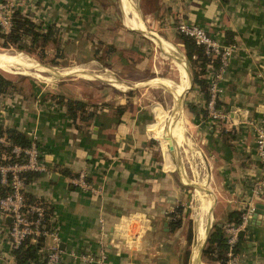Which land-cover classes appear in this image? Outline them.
Wrapping results in <instances>:
<instances>
[{
  "label": "crops",
  "instance_id": "crops-1",
  "mask_svg": "<svg viewBox=\"0 0 264 264\" xmlns=\"http://www.w3.org/2000/svg\"><path fill=\"white\" fill-rule=\"evenodd\" d=\"M121 3L129 9L124 0ZM158 3L164 8L161 20H164L167 37H175L170 27L172 17H181L204 26L219 41L237 46L220 81L218 103L228 110V121L213 123L204 130L201 118L188 111L193 132L202 131L205 163L209 168L206 183L210 187L203 189L209 207L205 213L207 220L200 228L205 232V239L213 223L223 226L231 222L227 220L230 211L241 213L248 204L253 208L259 204V212H251L240 236L239 264H264V187L257 194L250 191L252 182L259 175L253 124L264 121V0H158ZM138 18L143 22L137 9L136 28L132 29L146 32L156 39L152 32L137 26ZM166 41L155 40L165 44L174 56L178 82L163 81L171 85L177 95L181 86L179 72L181 69L186 72L184 58L175 45ZM100 74L118 81L102 72ZM187 83L189 85V76ZM201 93L194 85L188 101L201 107ZM3 99L0 100V123L16 128L28 139L32 138V132L36 133L42 158L51 165L48 173H36L27 180L25 192L44 201L49 208L51 223L57 230L63 250L58 264H83L71 259L67 252L97 254L100 248L106 254L102 264H184L185 211H176L175 207L183 205L187 187L183 178L189 179L183 177L184 163L178 151L181 146H175L180 161L176 157L173 161L171 157V144L176 145L178 133L185 135L182 113L177 121L173 119L181 111V100L173 107L175 112L171 109L166 117L164 134L165 130L168 131L170 142H165V148L169 154L166 155L160 144L162 158H158L157 148L151 143L158 137L161 125L156 110L153 111L156 120L148 124L147 129H143V113L136 110L122 130L117 123L111 122L114 111L105 107L89 120L90 129L87 131L86 127L75 125L79 119L73 122L65 107L54 102L53 98ZM102 123H109L114 130L119 129L120 135L113 136L114 130L108 131L103 136L107 143L97 147L88 141L87 135L96 137ZM221 126L234 134L226 142L220 139ZM157 139L160 143V138ZM179 164L182 167H178ZM81 167L86 169L87 179L101 187L97 194L84 192L69 182ZM203 200L201 194V212L206 210ZM176 218L179 224L170 230L168 222ZM8 223L9 219L0 213V264H14L6 232ZM196 227L195 224L197 234L189 264H203L199 251L204 239L200 244L197 238L201 234ZM48 243L49 237H46L37 250L38 260L44 255Z\"/></svg>",
  "mask_w": 264,
  "mask_h": 264
},
{
  "label": "rangeland",
  "instance_id": "rangeland-1",
  "mask_svg": "<svg viewBox=\"0 0 264 264\" xmlns=\"http://www.w3.org/2000/svg\"><path fill=\"white\" fill-rule=\"evenodd\" d=\"M9 1L13 4L15 10L25 13L35 22L48 24L53 22L56 27L54 36L59 42V53L56 56L55 44L47 42L40 46L32 47L31 51H25L13 46H0V51L14 52L17 51L24 59H30L44 67L56 68H79L89 69V72L103 73L112 78L126 83L128 88H118L95 76L72 70L56 76L53 79H45L31 75L28 70L17 73L0 71L6 78L10 79L14 87L8 92L0 94V100L3 98H20L30 100L31 98H54L53 95H63L64 97L77 98L94 106L106 105L111 107L114 101L121 98H130L134 101L135 111L143 113V129L147 125L154 123V110L158 113L160 129L158 137L151 140L159 153L158 158H162L161 146L165 148L166 143L170 142L168 131L164 134L166 117L169 107L171 106V97L168 92L159 86H154L148 82L153 79L172 80L178 82L175 67L176 64L172 59L174 56L163 43H156L155 38L150 34H145L136 29L129 28L124 23V16L129 11L128 7L123 6L121 0H2ZM138 12L141 16L138 18L137 26L145 31L152 32L156 39L160 38L176 48L182 53L186 72L189 73V85L185 89L181 99V113L184 120L185 135L191 144V149L185 143L178 148L180 158L184 163L185 177L191 180L202 182L201 187H206L209 168L205 163V152L203 150L202 131H194L190 121V114L186 103L191 96L189 92L193 89L194 84L191 82V70L189 63L184 55L182 46L176 36L173 25L170 24L175 33L174 38L167 37L164 29L163 17L164 10H155L154 0H134ZM137 2V3H136ZM7 8V7H6ZM5 12V10H4ZM8 13L11 10L8 9ZM167 13V12H166ZM168 25V24H165ZM166 39V40H165ZM1 41V39H0ZM24 45L29 42L26 38L22 40ZM112 45L114 50H109L108 46ZM42 55L40 56V48ZM176 53H178L176 51ZM175 53V54H176ZM42 76H51V71L38 72ZM151 80V81H150ZM147 83V84H146ZM136 85V86H135ZM129 86L131 88H129ZM82 98V99H81ZM55 102V101H54ZM100 111L97 113L99 114ZM167 113V114H166ZM96 114V115H97ZM203 129L213 123L205 115L200 117ZM76 124L88 131L90 128L81 120ZM196 128V127H195ZM147 131V130H146ZM148 132V131H147ZM88 133V132H87ZM150 135V133L148 132ZM164 134V137H163ZM88 134L87 136H89ZM31 137L36 139V133L32 132ZM164 138V140H163ZM37 141V140H36ZM38 142V141H37ZM166 142V143H165ZM39 144V142H38ZM161 144V146H160ZM40 151L42 153V148ZM166 155L168 149L165 148ZM164 150V151H165ZM173 161L175 154L171 153ZM177 170V169H176ZM175 170V175L177 172ZM179 176V175H178ZM187 184V185H186ZM185 197L181 209L185 211L184 232L186 235V249L184 264H189L191 260L192 244L196 240L195 224L198 213L202 217V224L207 220L205 212H201L197 207L198 200L195 192V185L192 182L186 183ZM210 185L208 184L209 188ZM208 232V231H207ZM207 235V233H206ZM206 238V237H205ZM205 244V239L200 247L199 256L203 264H219L212 262L201 255V250Z\"/></svg>",
  "mask_w": 264,
  "mask_h": 264
},
{
  "label": "built area",
  "instance_id": "built-area-1",
  "mask_svg": "<svg viewBox=\"0 0 264 264\" xmlns=\"http://www.w3.org/2000/svg\"><path fill=\"white\" fill-rule=\"evenodd\" d=\"M8 9L11 10V13H8ZM13 10L15 9L11 2L0 0L2 32L9 30ZM173 27L177 33L186 35L192 38L196 44L201 45L203 54L209 58L204 74L207 96L203 97L202 95L201 107L205 110L207 119L212 123L227 122L229 119L228 110L218 103L221 91L220 81L237 46L219 41L204 26L192 20L178 17ZM213 60H216L217 63L213 64ZM253 134L259 175L252 182L250 191L252 194H257L264 187V121L253 124ZM0 143L9 148L7 157H10L9 160L0 161V185L6 188L5 193L0 195V213L9 217L6 232L10 247L11 249L16 248L25 239L36 242L39 237H42V240L49 237V243L40 261L42 264H58L63 250L59 245L57 230L51 223L48 206L42 200L30 201L26 200L24 196L27 183L24 173H48L51 165L42 158L36 139L30 138L27 145H20L12 143L4 134H1ZM69 182L76 188L92 194H97L101 188L98 184L87 179V172L83 167L69 178ZM253 209V205L248 204L240 213L238 222H227L222 226L227 250L225 261L219 264H239L241 253L234 250V245L237 242L238 232L244 229ZM67 254L71 259L78 260L83 264H102L106 256L103 248H100L97 254H85L75 250H70Z\"/></svg>",
  "mask_w": 264,
  "mask_h": 264
},
{
  "label": "trees",
  "instance_id": "trees-1",
  "mask_svg": "<svg viewBox=\"0 0 264 264\" xmlns=\"http://www.w3.org/2000/svg\"><path fill=\"white\" fill-rule=\"evenodd\" d=\"M155 9L163 10V6L158 3V0H154ZM177 21V18L172 17L171 23L174 24ZM56 31L55 24L50 22L48 24L42 22H35L31 17L27 16L25 13H21L19 10H13L11 14L10 27L7 32H2L0 25V46L7 47L13 46L18 49H23L25 51H31L32 47L36 45H44L47 42H52L55 44L54 54L57 56L59 53V42L58 39L54 36ZM179 39V43L182 46L184 55L189 63L191 70V82L196 85L199 90L202 92L203 97L207 96L206 93V80H205V69L206 65L209 62V58L203 54V49L201 45L196 44L192 38L177 33L176 35ZM26 38L28 44L24 45L22 40ZM109 50H114L112 45L108 46ZM42 47L40 48V56L42 55ZM194 55V57H192ZM213 64H216L217 61L213 60ZM14 87V84L10 79L6 78L0 73V94L8 92ZM55 102L62 104L65 107V112L71 118L73 122L79 119L84 122L86 125H89V120L96 115L102 108L106 105L94 106L86 104V102L79 100L77 98L64 97L63 95H53ZM114 115L111 118L112 123H117L122 127V130H125V126L129 124L130 118L132 117L133 112L135 111L134 101L130 98H121L114 101L112 105ZM186 107L188 111L198 115L199 117H204L206 115L205 110L202 107H196L192 102H187ZM76 125V123H75ZM114 130L110 128L109 123H102L101 129L98 130L96 137L91 138L88 136V141L95 144L99 147L101 143H107V140L103 138L105 133L108 131ZM220 139L224 142L228 138L233 137V131L225 130L224 127H219ZM4 134L12 143H17L20 145H27L29 139L26 138L23 133L11 126H4L0 123V135ZM120 135L119 129L113 131L114 135ZM9 148L0 143V161L9 160L8 151ZM4 155V156H2ZM106 158H109L107 153H103ZM64 173L67 170H63ZM35 172H25V180H29L32 175H35ZM6 188L0 185V195L5 193ZM26 200H39L33 197L31 194L24 193ZM49 212V208L47 209ZM176 211L181 210V206L175 207ZM239 211H230L227 214V220L233 223L238 222L239 220ZM179 224L178 218L170 220L168 222V227L170 230H173ZM240 237L237 238V242L234 245V250H238L240 246ZM43 244L42 237H39L36 242H30L28 239L22 241L20 245L16 248L11 249V252L14 257V263L16 264H42V261L37 259V250L40 245ZM226 250L227 244L225 241V235L223 228L220 224L213 223L206 235L205 244L202 247L201 255L208 258L212 262L223 263L226 259Z\"/></svg>",
  "mask_w": 264,
  "mask_h": 264
},
{
  "label": "bare ground",
  "instance_id": "bare-ground-1",
  "mask_svg": "<svg viewBox=\"0 0 264 264\" xmlns=\"http://www.w3.org/2000/svg\"><path fill=\"white\" fill-rule=\"evenodd\" d=\"M124 2L127 3L128 6H129V11L126 12L125 15H124L125 16L124 21H125V23H126V25L128 27H130V28H134L135 27L136 28L135 20L137 18V6L135 4V1L134 0H124ZM130 5L132 6V8L130 7ZM143 33L148 34L146 32H143ZM155 40H157V39H155ZM0 69L5 71V72H21L20 70H22L23 72L25 71V73L28 70H32V71H29V73H31V75H35V76L42 77V78H45V79H53V78H55L56 76H59L62 73H65V72L67 73V72H70L72 70H78V72L86 73V74H88L90 76H95L97 78L105 80L106 82L108 81L109 83H111L112 85H114L115 87H118V88L124 89V88H126L128 86L126 83H124L122 81H119V80L115 81L114 79L104 77L100 73H97V74L94 73V72L90 73L89 69H83V68L82 69H79V68H68L67 69V68H62V69L58 70L56 68H50V67L48 68L47 66L44 67V66L39 65L34 60L24 59L19 54H17L16 52H11L10 53V52H6V50L5 51H0ZM43 71H48V72L51 71L52 75L51 76H49V75L48 76H42V75H40L38 73V72H43ZM179 75L181 77L180 78L181 86L178 89V94H177L178 96L175 95V92H173V90L171 88V85L165 83L163 80L153 79L152 81L150 80L151 82H148V83H150V84H152L154 86H159V87L163 88L166 92L169 93V95L171 97V106L169 107L170 110H169L168 114L170 113L171 109H173L174 106L179 105V102L182 99V98H180V96L185 92V89L188 86V83H187L188 76H187L185 70L181 69L180 72H179ZM175 109H173L174 112H175ZM179 115L181 116V111L178 112L173 119H176V121H177ZM177 125H178V127L180 126L179 123ZM183 143H185L188 147H190V149L192 148L191 144L187 140V137L185 135H181L180 133H178V135L176 137V145H172L171 144V152H173V154H175V157L177 159H178V152L176 151V149H175L176 147L175 146H177V147L179 146L180 147ZM183 177H185L184 174H183ZM183 180H185L186 183H189L190 179L186 180V179L183 178ZM190 182L194 183V185H195L194 187H195L196 197H197V200H198V205H197L196 208H198L200 210V207H201V202L200 201H201V194H202L203 197H204V200H205V203H204V200H203L202 204L204 205V208L206 209L205 213H207L208 212V207H209V201H208L207 193L205 192V190H203L204 187L203 188L201 187L202 182H199L197 180H190ZM206 187H208L207 183H206ZM201 223H202L201 222V215L198 213V216L196 218V225H197L196 230H198V234H201L197 238V240L199 241L200 244H201V240L203 241L204 236H205V232L203 233V229L200 228ZM197 247L198 246L194 247V249H196L195 251H197ZM195 251H194V254H193L194 260L196 258ZM190 263H191V260H190Z\"/></svg>",
  "mask_w": 264,
  "mask_h": 264
},
{
  "label": "water",
  "instance_id": "water-1",
  "mask_svg": "<svg viewBox=\"0 0 264 264\" xmlns=\"http://www.w3.org/2000/svg\"><path fill=\"white\" fill-rule=\"evenodd\" d=\"M186 69H187V68H186ZM187 72H188V71H187ZM188 76H189V73H188ZM189 79H190V76H189ZM183 95H184V94H183ZM179 161H180V160H179ZM178 167H182V165L179 164ZM257 207H259V204H256V205H255V208L253 209V212H254V213L259 212ZM7 219H9V217H7ZM243 232H244V230H240V231L238 232V236H239V237L242 236Z\"/></svg>",
  "mask_w": 264,
  "mask_h": 264
}]
</instances>
